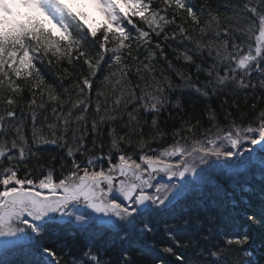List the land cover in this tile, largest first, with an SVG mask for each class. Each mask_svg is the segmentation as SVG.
Segmentation results:
<instances>
[{"label":"snow or ice","instance_id":"snow-or-ice-1","mask_svg":"<svg viewBox=\"0 0 264 264\" xmlns=\"http://www.w3.org/2000/svg\"><path fill=\"white\" fill-rule=\"evenodd\" d=\"M153 5L154 0H0V264H264V110L255 126L238 124L234 117L229 120L232 113L227 112L228 124L222 128L215 109L208 107L209 124L203 132L198 133L200 120L185 121L172 133L169 148L159 155L145 153L140 162L121 148L131 146L133 135L140 137L136 147L147 146L141 110L161 112L172 103L170 96L177 89L206 100L226 88L264 89V0H243L235 15L223 22L209 13L211 18L203 24V13L190 0H156ZM89 7L103 18L99 27L89 23L85 11ZM177 17L185 23L190 20L196 26L193 31L200 33L194 38L179 25L181 43L186 40L194 47L174 50L176 60L195 65V80L169 60L156 39L176 40L177 33L169 34L166 28ZM109 54L108 67L115 70L101 82L95 114L87 119L93 80ZM196 57L212 62L205 67L196 63ZM160 59L169 74L158 70ZM54 60L87 65L88 74L82 83L76 81L74 95L67 88L58 92L47 84L37 67V62L52 65ZM133 69L135 81L130 78ZM201 73L206 77L203 82ZM172 76L180 83L175 84ZM26 90L32 95L27 105L30 137L24 110L19 118L16 111ZM48 105L53 120L44 117L45 135L43 127H37L36 109ZM174 106L180 107L179 97ZM125 113L128 132L120 135L111 124ZM105 124L110 138L107 169L97 163L102 156L87 155L85 143L89 132L102 137ZM151 124L150 139L167 135L155 118ZM45 144L66 150L71 158L67 174L58 182L52 171L38 182L31 172L20 177L21 164L37 155L33 146ZM93 144L103 149V144L95 140ZM111 149L119 153L117 163L112 162ZM78 153L85 156V166L76 159ZM172 157L180 159L171 163ZM217 171L232 181L231 190L216 184L215 198L188 208L187 214L177 215L171 223L164 222L165 239L160 245L141 246V238L159 234L156 217L174 211ZM161 172L175 182L154 185V174ZM257 174L259 183L253 185ZM150 188L154 194L147 193ZM81 206L90 211L81 212ZM67 224L81 232L95 226L96 239L105 231L116 233L121 242L119 261L107 258L94 242L74 251L76 232L68 233L73 246L57 248L50 243L49 233ZM256 233L261 237L258 251L253 247ZM10 256L20 258L10 260Z\"/></svg>","mask_w":264,"mask_h":264},{"label":"trees","instance_id":"trees-1","mask_svg":"<svg viewBox=\"0 0 264 264\" xmlns=\"http://www.w3.org/2000/svg\"><path fill=\"white\" fill-rule=\"evenodd\" d=\"M190 2L199 9L203 15L201 16V22L210 19L209 13L211 15H216L220 18V20L226 21L229 18L233 17L236 13L237 6L242 7L243 0H190ZM254 3H258V0H253ZM154 7L156 6V0H154ZM171 14V12H170ZM250 15V14H248ZM183 25L184 28L188 30V33L194 38H198L200 33L197 31H193V28L196 27L191 24L189 20L187 23L182 21L179 17L176 19V23L169 25L166 28V31L171 34V32L175 31L177 33L176 40H168L163 41L162 38H156L158 42L162 44L165 52L168 55L169 60H172L173 64L179 67L182 71L192 75L193 79L196 78V70L195 65H187L184 61L176 60L175 55L177 52L174 50H178L179 52H183L185 47L188 48L194 47V45L189 44L188 41H184L181 43L182 37L179 35V25ZM101 24H99L100 26ZM98 26V27H99ZM243 26V22H242ZM130 27V26H129ZM99 35V33H98ZM211 37V33H209L208 37H204L205 40ZM246 42L251 43V37L244 38ZM110 55L105 57V61L101 64L100 70L97 73L96 78L93 80V89L90 97L91 107L88 109V113L86 114V118L90 119L95 114V105L97 103L98 97L96 96V92L102 88L101 82L103 81L106 75H109L112 71L115 70V66L110 68L108 64L110 62ZM136 55V53H133ZM141 59H143L145 52L141 50L139 53ZM128 62V61H126ZM212 61L208 58L201 59L200 57H196V63L202 64L203 66H207ZM37 67L40 68L41 74L44 76L47 84L54 85L58 92H62L63 89L67 88L71 93H75L74 85L76 81L79 79L82 83L83 76L88 74V68L86 64L82 62H75L74 66L69 65L66 60L61 61L60 63H56L53 61L52 65H48L47 61L41 64L37 62ZM64 69H67V74H65ZM158 70L164 71L165 74H169L167 71L166 63L160 59L158 64ZM159 71L157 74H159ZM133 81L136 80L135 70L133 69V73L130 77ZM115 77H113V80ZM173 82L175 84H179L180 81L172 76ZM206 77L203 73L200 74L199 80L200 82L205 81ZM253 83L256 84L257 81L253 80ZM110 88L111 85H108ZM67 95V93H65ZM177 97L180 98V107H175ZM32 95L31 92L25 91L23 94V100L17 107V117L19 118L21 115V110L23 109V121L26 124V135L31 136V122H30V112L27 110V105L31 100ZM103 97H99V100L103 101ZM172 101L164 110L159 113H145L143 110L140 112V121L141 126L144 133V139L148 140V144L142 150L136 147V141L140 139L139 136L133 135V143L131 146L122 144L121 148L124 153L127 155H131L133 159H137L139 161V157L143 154L148 155H159L164 149L169 148L173 141L172 133L181 128L182 124L185 121H190L194 123L196 120L201 121V126L198 129V133L203 132V129L208 126L209 121L206 116V112L208 107L215 109L219 123L221 127H226L228 124V120H225V115L227 112L232 113V117H229V120L233 117L236 119V122L239 124L243 122L245 125L248 123H253L255 126V119L258 113L264 110V89L260 87L256 88H247V89H238V90H229L224 89L223 92L218 93L211 97L210 100H206L202 97H198L195 94H189V92L185 91L181 94V90L177 89L176 92L172 93L170 96ZM39 102V97H37ZM109 104H111V100H109ZM255 104V108H252V105ZM103 107V105H102ZM37 115V127H43L45 135H47V122H51L53 120L51 113V105H48L45 109H36ZM79 109H75L74 112H79ZM128 111H132V108L129 107ZM48 117V121L45 122L44 117ZM155 118L157 120V126L163 130L167 135H165L162 139L152 140L150 136L152 134V119ZM129 121L127 114L122 115V119H118L112 122L111 126L117 129V132L120 135H124L128 132V129L124 127V124ZM90 127V124H89ZM103 135L100 138H97L91 132L86 136L85 143L89 149L88 156L92 158L103 157L105 160L102 164H99V160L97 163L102 165L107 169L108 161L107 156L110 151V138L108 136L109 125L105 124L102 126ZM96 141V144H103V149L98 146H94L93 142ZM150 149H154L155 153L150 151ZM33 151L37 153V155L30 157L25 162L21 164L18 175L20 177H24L28 172H31V178L38 182L39 179L43 178L47 175L48 171H52L53 178L55 181H59L62 178V174L66 175L69 168L71 167V158L67 156V152L64 148L59 145L53 144H45L40 146H33ZM112 162H118V155L114 149H111ZM173 158V157H172ZM176 162L180 159V157H174ZM76 159L81 164V166H85L86 158L79 153L76 155ZM243 182V180L241 181ZM259 183L258 174L257 178L252 180V184L256 185ZM219 184L220 186L231 190L232 181L222 175L220 172L215 174L210 178V181L207 185L204 186L203 189L199 191H194L190 193L187 199L183 202V204L178 205L174 211L164 213L159 217L155 218V224L158 229L159 234L154 238L140 239L141 246L149 243H155L156 245H160L161 242L165 239L164 236V222L167 221L171 223L175 220L177 215L187 214L188 208L195 209L197 206H201L202 203H207L209 200L215 198L216 193L214 190V186ZM2 190V188H0ZM58 228V232L49 233V242L55 244L57 248L73 246L72 237L68 235L69 232L77 233V243L73 246V250L76 251L78 248L83 247L85 244L90 242H94L98 247L104 249L107 258L112 259L114 262L119 261L120 257V249L121 242L119 240V236L112 231H105L103 237L101 239H96L94 233L98 231V229L93 226L88 232H81L78 228H69L67 226H56ZM190 234V233H189ZM255 239L253 243V247L259 250L260 245V235L259 233L254 234ZM135 254V253H134ZM20 257H8V259H19ZM259 258V256H257Z\"/></svg>","mask_w":264,"mask_h":264},{"label":"rangeland","instance_id":"rangeland-1","mask_svg":"<svg viewBox=\"0 0 264 264\" xmlns=\"http://www.w3.org/2000/svg\"><path fill=\"white\" fill-rule=\"evenodd\" d=\"M85 11H87L89 14V23H93L94 26H96V23L98 21L103 20V18L100 16V14L91 7L85 9ZM174 182L175 181H171V184Z\"/></svg>","mask_w":264,"mask_h":264},{"label":"water","instance_id":"water-1","mask_svg":"<svg viewBox=\"0 0 264 264\" xmlns=\"http://www.w3.org/2000/svg\"><path fill=\"white\" fill-rule=\"evenodd\" d=\"M154 175H156V174H154Z\"/></svg>","mask_w":264,"mask_h":264}]
</instances>
